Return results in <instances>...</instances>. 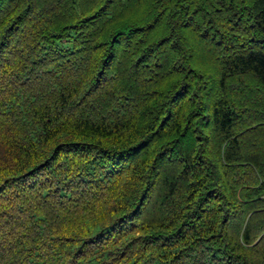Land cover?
<instances>
[{
    "label": "trees",
    "instance_id": "1",
    "mask_svg": "<svg viewBox=\"0 0 264 264\" xmlns=\"http://www.w3.org/2000/svg\"><path fill=\"white\" fill-rule=\"evenodd\" d=\"M0 264H264V0H0Z\"/></svg>",
    "mask_w": 264,
    "mask_h": 264
}]
</instances>
